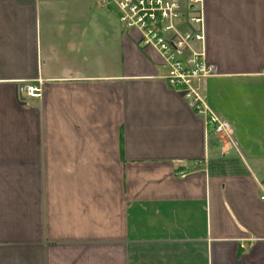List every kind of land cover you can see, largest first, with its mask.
Segmentation results:
<instances>
[{
  "label": "crops",
  "instance_id": "crops-1",
  "mask_svg": "<svg viewBox=\"0 0 264 264\" xmlns=\"http://www.w3.org/2000/svg\"><path fill=\"white\" fill-rule=\"evenodd\" d=\"M201 7L233 142L114 11L0 0V264H264V0Z\"/></svg>",
  "mask_w": 264,
  "mask_h": 264
},
{
  "label": "built area",
  "instance_id": "built-area-1",
  "mask_svg": "<svg viewBox=\"0 0 264 264\" xmlns=\"http://www.w3.org/2000/svg\"><path fill=\"white\" fill-rule=\"evenodd\" d=\"M112 10L124 32L135 31L142 47L153 49L168 69V86L180 94L216 137L233 142L229 125L209 111L206 97L195 82L212 74L204 61V14L201 0H91ZM195 46H199L196 49ZM41 83H23L17 93L22 101L39 99ZM264 202V182L258 183Z\"/></svg>",
  "mask_w": 264,
  "mask_h": 264
}]
</instances>
